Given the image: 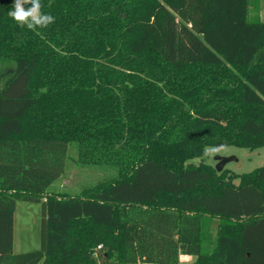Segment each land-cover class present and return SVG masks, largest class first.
I'll use <instances>...</instances> for the list:
<instances>
[{"label": "trees", "instance_id": "obj_1", "mask_svg": "<svg viewBox=\"0 0 264 264\" xmlns=\"http://www.w3.org/2000/svg\"><path fill=\"white\" fill-rule=\"evenodd\" d=\"M251 1L41 0L30 31L0 0V264H264V166L193 162L264 147ZM72 147L116 175L51 191ZM18 202L42 205L38 250L14 252Z\"/></svg>", "mask_w": 264, "mask_h": 264}, {"label": "rangeland", "instance_id": "obj_2", "mask_svg": "<svg viewBox=\"0 0 264 264\" xmlns=\"http://www.w3.org/2000/svg\"><path fill=\"white\" fill-rule=\"evenodd\" d=\"M250 21L264 20V0H253L249 6ZM221 157H235L237 161L228 163L224 170L233 183L238 184L243 174L264 166V147L256 150L246 148L227 147L226 151L217 155ZM215 156V157H217ZM215 157L194 159L198 164L203 162L215 168ZM223 170V171H224ZM116 175L114 170L101 166L84 165L78 160L74 147L70 149L66 172L62 178L54 182L51 191L78 194L83 188L91 187L97 183L110 179ZM14 224V252L26 253L40 249L42 238V205L34 202H18L15 209ZM192 258V259H191ZM186 259L195 260L194 256L182 257L181 264H189Z\"/></svg>", "mask_w": 264, "mask_h": 264}, {"label": "clouds", "instance_id": "obj_3", "mask_svg": "<svg viewBox=\"0 0 264 264\" xmlns=\"http://www.w3.org/2000/svg\"><path fill=\"white\" fill-rule=\"evenodd\" d=\"M24 5H31V7L26 9ZM42 8L41 0H14L12 8L7 15L19 27H26L30 31H36L37 29L47 28L55 22V17L43 12ZM226 148V145L208 147L205 149L204 155L211 159L226 151Z\"/></svg>", "mask_w": 264, "mask_h": 264}, {"label": "water", "instance_id": "obj_4", "mask_svg": "<svg viewBox=\"0 0 264 264\" xmlns=\"http://www.w3.org/2000/svg\"><path fill=\"white\" fill-rule=\"evenodd\" d=\"M215 161H216L215 169L218 173H221L228 163H230L232 161H237V159L235 157L217 156V157H215Z\"/></svg>", "mask_w": 264, "mask_h": 264}, {"label": "crops", "instance_id": "obj_5", "mask_svg": "<svg viewBox=\"0 0 264 264\" xmlns=\"http://www.w3.org/2000/svg\"><path fill=\"white\" fill-rule=\"evenodd\" d=\"M182 257H184V256H182ZM182 257H181V260H182ZM195 260H196V258H195ZM195 260L186 259V261H189V264H193Z\"/></svg>", "mask_w": 264, "mask_h": 264}, {"label": "built area", "instance_id": "obj_6", "mask_svg": "<svg viewBox=\"0 0 264 264\" xmlns=\"http://www.w3.org/2000/svg\"><path fill=\"white\" fill-rule=\"evenodd\" d=\"M101 248V245L100 246H98V249H100Z\"/></svg>", "mask_w": 264, "mask_h": 264}]
</instances>
